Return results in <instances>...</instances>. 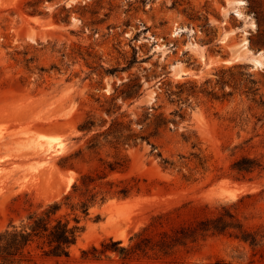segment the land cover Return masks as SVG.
<instances>
[{"label": "rangeland", "instance_id": "obj_1", "mask_svg": "<svg viewBox=\"0 0 264 264\" xmlns=\"http://www.w3.org/2000/svg\"><path fill=\"white\" fill-rule=\"evenodd\" d=\"M245 157L262 167L233 170ZM89 173L106 203L77 212L70 258L37 264H123L82 251L176 209L172 226L227 206L264 228V0H0V232ZM251 257L217 235L168 264Z\"/></svg>", "mask_w": 264, "mask_h": 264}, {"label": "trees", "instance_id": "obj_2", "mask_svg": "<svg viewBox=\"0 0 264 264\" xmlns=\"http://www.w3.org/2000/svg\"><path fill=\"white\" fill-rule=\"evenodd\" d=\"M261 167L257 160L246 157L233 164V170L238 173H252ZM114 170L111 168V171ZM103 179L105 177L99 174L81 175L72 186V191L61 201L49 205L41 213L30 215L20 225L0 232V264H37L32 254L33 248L47 258H70L71 249L82 231L77 212L87 217L99 200L101 204L106 203L105 193L96 191ZM121 193L126 196L127 191ZM100 195L102 197L99 199ZM77 196L82 200L75 203ZM63 208L75 214V225L67 216H58ZM178 217L179 209L157 215L149 225L133 234L128 244L110 238L101 243V248L93 246L82 251V258L94 262L117 258L123 264L143 261L168 264L174 263L172 259L180 252L189 253L210 237L228 235L250 248L252 257L245 264H264V228H247L231 208L223 206L215 215L172 226L173 220Z\"/></svg>", "mask_w": 264, "mask_h": 264}]
</instances>
